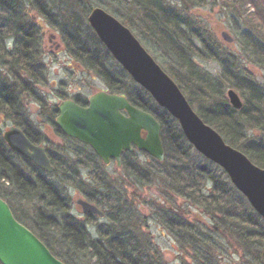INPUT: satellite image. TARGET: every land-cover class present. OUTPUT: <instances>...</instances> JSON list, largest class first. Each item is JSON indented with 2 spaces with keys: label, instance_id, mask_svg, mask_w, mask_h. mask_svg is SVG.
Masks as SVG:
<instances>
[{
  "label": "trees",
  "instance_id": "trees-1",
  "mask_svg": "<svg viewBox=\"0 0 264 264\" xmlns=\"http://www.w3.org/2000/svg\"><path fill=\"white\" fill-rule=\"evenodd\" d=\"M79 1L83 4L80 12L67 0H0V69L5 70L0 73L4 77L0 79V115L21 127L32 142L45 143L55 166L53 173H47L14 153L0 128V196L16 218L34 228L66 264H168L161 249L143 232L147 216L172 235L181 264H224L235 255L238 264H264V218L227 173L190 144L177 119L116 60L115 69L110 71L107 61L115 58L90 26L88 15L93 5L111 1ZM117 1L129 5L125 10L139 18L143 32L175 59L176 68L168 72L202 119L227 143L264 168V137L259 140L249 133L257 131L264 136V84L188 18L190 10L204 5L205 0ZM247 2L255 10L252 21L264 32V0ZM32 12L60 31L70 54L82 67L96 71L112 92L125 95L135 106L155 115L162 127L163 161L144 151H128L118 169L123 176L108 182L109 177L99 171L103 161L92 148L60 129L56 122L58 106L48 103L40 91L48 85V67L42 58V30ZM114 13L136 32L138 25L130 17L120 10ZM251 33L243 34V49L252 62L264 67V38ZM139 36L149 44L142 33ZM198 57L218 62L221 72L211 76L200 68ZM229 88L247 95L240 109L230 103ZM57 96L70 98L62 91ZM29 97L40 104L44 120L73 143V159L69 151L68 157L60 160L53 153L57 146L34 126L26 112L25 100ZM74 99L83 104L79 97ZM49 174L103 209L108 224L96 225L98 217L92 214H87V223L71 215L69 197ZM22 201L29 203L28 209H20ZM231 264L235 263L231 260Z\"/></svg>",
  "mask_w": 264,
  "mask_h": 264
},
{
  "label": "water",
  "instance_id": "water-1",
  "mask_svg": "<svg viewBox=\"0 0 264 264\" xmlns=\"http://www.w3.org/2000/svg\"><path fill=\"white\" fill-rule=\"evenodd\" d=\"M88 22L115 60L136 83L150 93L156 103L177 119L185 137L204 157L218 164L235 187L264 218V168L236 149L195 111L176 80L158 63L133 31L103 7H92ZM227 43L235 37L220 32ZM60 47L55 33L49 38ZM232 106L240 109L243 100L229 88ZM123 112H126L124 114ZM57 124L68 136L90 145L104 164L115 158L122 166L124 151L134 148L147 152L159 161L165 159L161 123L154 114L129 101L125 95L97 91L87 106L73 99L59 103ZM10 149L30 159L40 169L53 173L55 166L45 146L35 144L23 129L12 125L4 131ZM75 203L85 214L104 217L95 203L79 197ZM0 262L2 264H66L26 224L18 220L9 203L0 196Z\"/></svg>",
  "mask_w": 264,
  "mask_h": 264
},
{
  "label": "rangeland",
  "instance_id": "rangeland-1",
  "mask_svg": "<svg viewBox=\"0 0 264 264\" xmlns=\"http://www.w3.org/2000/svg\"><path fill=\"white\" fill-rule=\"evenodd\" d=\"M67 1L72 9L77 7L76 9L78 12H80V6L83 7V4L80 3L79 0ZM85 1L92 2L94 0ZM110 1L111 2L106 1V5H93L92 7H103L105 10L114 15L115 10L123 11L128 17H130L135 25H138L136 26V32L134 31L133 33L137 37L141 35V33L144 35L149 44H146L144 40L140 39V36L138 38L140 41L142 40L141 42L143 45L153 55L158 63L167 72L169 68H176L175 59L162 47V45L158 44L154 39H151L146 32H143V29L139 26V18L135 16V14H132L130 10H125V8L129 5H126L123 1L122 3L117 0ZM124 1L130 2V0ZM254 12L255 10L253 6L247 2V0H205L204 5L190 10L191 16L188 18L197 28L202 30L206 36L217 39L221 43V46L225 48L227 54L229 53L231 56L238 58L241 65L253 74L254 79L257 82L264 84V67H261L249 59V55L246 50L243 49L244 47L241 43L243 34L249 30L252 32V36L256 37L259 35L262 36L261 38H264L263 30L257 26L258 23H254L251 19V15ZM30 15L36 16L34 12ZM38 21L41 25L38 24ZM34 22L41 27V30L44 33L42 34L41 48L43 49V61L48 67V85L42 87L40 91L48 98V103L56 104L62 100L57 96L58 91H62L70 98L77 96L82 101H86L95 91L109 88L104 79L96 71L82 67V64L79 62H73L71 57L72 55L69 52V47L64 41L60 31L52 27L44 17L37 16V20H34ZM222 30L229 31L235 37V42L233 44L227 43L223 40L220 35ZM138 32H140V34H138ZM52 33H55L57 42L61 44V48L59 50H56L55 44L49 41ZM10 43H12V40ZM196 62L199 64L201 69L209 73L211 76L215 77L221 72V65L214 60L198 57L196 58ZM107 64L110 71L115 69V59L109 58ZM1 70L5 73V70L3 69H0V73H2ZM0 76L1 80L4 79L2 74ZM238 93L240 94L241 99L245 102L247 95H244L241 92ZM25 109L34 126L38 127L43 133H45L49 139L53 141L54 145L57 146L56 149H53V153L59 158V160L64 157H68L69 152H71L70 156L72 159L76 156L74 153L76 149H73V143L64 139L56 131L53 125L44 120V117L41 115L40 104L38 102H36L33 98H27L25 100ZM194 109L198 113V108L196 106H194ZM12 125H15L12 120L0 115V128L2 132L8 130ZM249 133L257 135V139L259 140L264 137L262 133H258L257 131H250ZM140 155L141 160L145 161L146 156L142 155V153ZM23 164L24 163H22V166H24ZM100 166L101 169H99V171L102 172L104 176L106 175L109 177V180L107 179L108 182L115 180L116 177L122 175L118 172V169L121 166H118L116 161H113L109 166L102 162ZM86 175L87 172L84 177L85 181H87ZM49 177L51 181L58 183L57 185L63 192L65 191V194L69 197L71 201V215L75 216L79 221L87 223L89 221L87 214L82 211L81 206L75 203L76 199L79 197L84 198V195L70 185H63L58 176L50 175ZM109 185H114L113 189H115L114 183H110ZM144 192L145 190L140 191V193ZM21 206H24V209L26 210V208L28 209L29 207V203L22 201V203H20V209ZM94 222L97 223L96 225L108 224V218L98 217V219H95ZM29 228L32 230L34 229L31 227ZM143 232L148 238L150 237L153 240L157 247L161 249L160 251L166 256L168 264H181V258H179L181 254L178 251L174 238L167 230L163 229L157 221L147 216L144 221ZM233 257L234 259L231 260L235 264H238L239 257L237 255ZM231 260L226 259L224 264H231Z\"/></svg>",
  "mask_w": 264,
  "mask_h": 264
},
{
  "label": "flooded vegetation",
  "instance_id": "flooded-vegetation-1",
  "mask_svg": "<svg viewBox=\"0 0 264 264\" xmlns=\"http://www.w3.org/2000/svg\"><path fill=\"white\" fill-rule=\"evenodd\" d=\"M33 19L36 21L37 20V16H33ZM38 24L39 25H41V23L38 21ZM42 34H44L43 32H42ZM51 43H54L55 44V47H56V42L54 41V42H51ZM61 48V45H60V47L57 49L56 48V50H59ZM72 57V60H73V62H75L76 60H75V58L73 57V56H71ZM76 63H77V61H76ZM101 90H103V89H101ZM105 91H107V92H109V93H114V92H112V90H110V88H108V89H104ZM97 91H100V90H97ZM97 91H95L93 94H95ZM92 94V95H93ZM91 95V96H92ZM90 96V97H91ZM89 97V98H90ZM74 98H77V97H74ZM74 98H69V99H73V100H75ZM89 98L86 100V101H82L83 102V104H80V103H78L76 100V102L78 103V104H80V105H83V106H87V104H88V100H89ZM61 101H63V100H61ZM60 101V102H61ZM59 102V103H60ZM59 103H56V105L58 106V109H59ZM124 114H126V112H123ZM59 115V114H58ZM58 117V116H57ZM57 120V119H56ZM34 143V142H33ZM35 144H39V145H43V146H45V144L44 143H35ZM86 145H88V144H86ZM88 146H90V145H88ZM91 147V146H90ZM45 148H46V146H45ZM92 148V147H91ZM47 150V149H46ZM92 150L94 151V149L92 148ZM134 151H139L138 149H136V148H134ZM134 151H130V152H134ZM95 152V151H94ZM126 152H128V151H124L123 152V154H122V157H123V155H124V153H126ZM48 153V152H47ZM96 154V153H95ZM97 155V154H96ZM99 157V156H98ZM100 158V157H99ZM101 159V158H100ZM102 160V159H101ZM113 161H116L115 160V158H111V160H110V163L109 164H105V165H107V166H109ZM104 163V162H103ZM117 164V163H116Z\"/></svg>",
  "mask_w": 264,
  "mask_h": 264
}]
</instances>
